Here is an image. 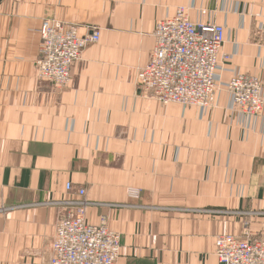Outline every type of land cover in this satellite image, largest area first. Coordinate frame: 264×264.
I'll use <instances>...</instances> for the list:
<instances>
[{
	"label": "crops",
	"instance_id": "0c3cea01",
	"mask_svg": "<svg viewBox=\"0 0 264 264\" xmlns=\"http://www.w3.org/2000/svg\"><path fill=\"white\" fill-rule=\"evenodd\" d=\"M180 6L224 26L220 82L264 93V0H0V264H50L67 183L121 234L117 264H220L219 235L264 233V110L232 109L225 89L205 110L164 105L137 82ZM45 19L101 28L63 86L38 76Z\"/></svg>",
	"mask_w": 264,
	"mask_h": 264
},
{
	"label": "built area",
	"instance_id": "2783aa9c",
	"mask_svg": "<svg viewBox=\"0 0 264 264\" xmlns=\"http://www.w3.org/2000/svg\"><path fill=\"white\" fill-rule=\"evenodd\" d=\"M40 34L38 76L58 86L71 81L72 69L85 47L101 38L96 26L90 34L81 36L77 24L56 19H45ZM153 35L150 59L139 68L137 82L160 103L205 110L214 106L218 92L225 89L232 109L249 116L263 112L260 79L238 73L228 82H220V73L231 59L223 50L224 26L211 21L194 22L188 9L180 6L173 16L157 22ZM66 190L71 198L62 201L66 210L56 223L50 264H117L121 234L108 226L106 218L98 223L87 221L91 203L85 188L75 190L67 183ZM215 254L220 264H264V233L258 237L249 231L221 234L215 240Z\"/></svg>",
	"mask_w": 264,
	"mask_h": 264
},
{
	"label": "rangeland",
	"instance_id": "374dc122",
	"mask_svg": "<svg viewBox=\"0 0 264 264\" xmlns=\"http://www.w3.org/2000/svg\"><path fill=\"white\" fill-rule=\"evenodd\" d=\"M96 27H98L100 30H101V28L99 27V26H96ZM90 44H95V43H89L87 46H89ZM87 46L85 47V49L87 48ZM84 49V50H85ZM151 54V53H150ZM141 68V67H140ZM38 71V70H37ZM146 91V90H145ZM147 92V91H146ZM148 93V92H147ZM6 210H8V208H0V214L1 215H3V214H5V212H6ZM262 235V234H261Z\"/></svg>",
	"mask_w": 264,
	"mask_h": 264
}]
</instances>
